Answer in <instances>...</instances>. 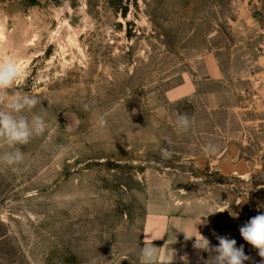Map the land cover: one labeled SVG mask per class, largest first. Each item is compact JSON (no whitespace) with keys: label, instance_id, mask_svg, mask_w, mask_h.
Returning a JSON list of instances; mask_svg holds the SVG:
<instances>
[{"label":"rangeland","instance_id":"1","mask_svg":"<svg viewBox=\"0 0 264 264\" xmlns=\"http://www.w3.org/2000/svg\"><path fill=\"white\" fill-rule=\"evenodd\" d=\"M0 58L48 125L0 164V264H138L165 200L264 264L239 231L264 213V0H0Z\"/></svg>","mask_w":264,"mask_h":264},{"label":"clouds","instance_id":"2","mask_svg":"<svg viewBox=\"0 0 264 264\" xmlns=\"http://www.w3.org/2000/svg\"><path fill=\"white\" fill-rule=\"evenodd\" d=\"M22 76L18 63L12 58H0V144L8 145L12 150L0 153V164L14 166L24 159L22 147L30 143L34 137L43 135L47 130L44 116L33 113L30 117L25 112H32L40 103L37 97L24 94L10 96L12 89ZM87 109V105H85ZM100 127H104L107 121L103 115L98 119ZM178 131H186L191 122L186 114L178 115L176 118ZM168 147H162L161 151L165 158L171 157V141H167ZM206 151L215 153L216 147L209 145ZM242 238L255 249L258 255L264 258V213L257 214L243 224L240 229ZM195 237L194 249L203 252H214L212 264H245L249 257L245 254L243 245L237 247L236 240L225 236H217L218 246H212L210 241L199 233L187 236L185 239ZM141 264H156L157 252L153 244L141 249ZM187 264V258L182 257Z\"/></svg>","mask_w":264,"mask_h":264},{"label":"crops","instance_id":"3","mask_svg":"<svg viewBox=\"0 0 264 264\" xmlns=\"http://www.w3.org/2000/svg\"><path fill=\"white\" fill-rule=\"evenodd\" d=\"M199 233L213 241L211 224L201 215L188 213V207L182 201L155 202L148 210L142 232V248L145 244L156 247V264H206L207 252L194 249L195 237L187 236ZM141 248V249H142ZM141 264V254L140 262Z\"/></svg>","mask_w":264,"mask_h":264}]
</instances>
